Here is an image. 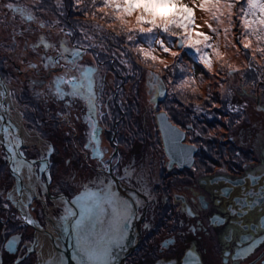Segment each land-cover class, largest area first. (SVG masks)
<instances>
[{
    "label": "flooded vegetation",
    "instance_id": "1",
    "mask_svg": "<svg viewBox=\"0 0 264 264\" xmlns=\"http://www.w3.org/2000/svg\"><path fill=\"white\" fill-rule=\"evenodd\" d=\"M36 27L40 35L50 37V41L40 45L42 51L38 48L39 44H30V37H25L27 31ZM22 36L25 37L23 48L29 54L22 56V61L30 65L25 71L31 73L26 78L29 89L35 96L44 98L49 114L57 112L62 121L64 110L73 112L76 120L72 125L75 131L73 141L79 148L81 146L80 154L85 160L81 164L89 165V169L83 172V177L73 173L71 185L64 186L69 193L58 189L53 191L54 177L50 173L53 152L45 155L46 159L49 157L48 163L42 159L44 156L30 157L23 151L26 158L35 160L32 166L40 179L37 186L31 188L26 177L19 173L18 178L11 172L10 162H4L0 154V174L5 169L4 164H7L13 179L11 184L7 179L0 181V205H8L7 209L0 206V264H18V259L25 255L29 247L34 251L20 264H47L48 253L37 236L39 228L47 231L45 235L51 244L50 254L58 250V237L63 247L70 237L72 264H77L73 225L79 217H72L70 212H79V205L74 201L85 190L101 197L103 211L93 237L105 245H113L114 264H189L190 261L193 264H264V134L245 126L239 128L233 120L238 117V107L227 104L219 109L205 105L196 110L195 106L188 105L184 106L183 118L178 115L171 118L166 110H158L153 122L155 130L148 129L151 120H138L137 123L145 128L146 136L132 141L129 151H126V138L132 137L126 136L120 127L125 112L122 110V118L114 121L113 129L107 126L110 118L107 77L95 66L80 62L81 55L77 58L80 70L73 68L71 74L80 76V71L91 69L96 84H102V89L97 88V95L100 96L97 104L99 111L105 115L100 116L98 112L95 119L101 129L99 147L103 154L96 157L91 150L84 148L89 131L87 99H77L69 106L48 95L52 80L56 75H62L64 70L45 68V53L48 57H56L62 48H67L65 56L71 61L73 49L66 45L60 32H53L52 29L43 31L35 23H27L25 29L12 30L13 44H17V39ZM44 44H51L52 47L45 49ZM15 54L21 57L20 52ZM64 62L61 60V63ZM19 74L24 75L22 69H19ZM38 82H42L43 86H38ZM62 87L68 90L67 85ZM257 109L264 112L261 104H257ZM162 111L167 113L171 124L183 132L182 143L190 145L189 149L194 151L192 162L189 153L184 154L187 160L180 162L174 159L180 155L166 152L158 119ZM218 115L230 119L223 122ZM219 124L226 126L228 134L214 132ZM105 138L114 146L111 153L109 145L104 143ZM77 153H73L74 156ZM41 168L49 170V189L45 170L41 171ZM55 181H58L57 178ZM48 202L53 207L48 208ZM38 203L41 206L38 207ZM125 204L134 213L131 218L123 216ZM22 205L28 207L22 208ZM25 215L37 223L25 225ZM61 217L69 221L70 231L64 229ZM106 236L109 239H105ZM13 237L22 238L15 246L18 251L7 248ZM250 244L253 246L252 253L239 257L237 253ZM64 249V264H68V248ZM58 264H63V260Z\"/></svg>",
    "mask_w": 264,
    "mask_h": 264
},
{
    "label": "rangeland",
    "instance_id": "2",
    "mask_svg": "<svg viewBox=\"0 0 264 264\" xmlns=\"http://www.w3.org/2000/svg\"><path fill=\"white\" fill-rule=\"evenodd\" d=\"M6 2H13V0H0V72L10 85L12 96L24 115V126L31 131L25 137L26 142L22 150L30 157H42L48 154L51 147L54 149L50 159V173L54 177L53 191L58 189L61 192H68L64 186L71 185L73 173L77 172L79 176L83 177V172L88 171L89 165L81 164V161L84 160V156L80 154L81 146L79 148L73 141L75 131L72 125L76 121L72 116L73 112L64 110L61 115L62 121L57 112L49 114L43 103L44 98L35 96L29 89L26 78L31 73H25V71L30 65H26L22 61L23 55L29 56L23 48L25 37H30V44L34 46L39 44L40 51L43 50L40 45L44 41H50V37L40 35L36 27L33 31H27L25 37H19L17 44H13L12 30L25 29L27 23H35L38 26L43 24L44 27H39L43 31L52 29L53 32H60L66 45L71 49L77 46L78 41H83L80 25L99 24L103 27V32L84 29L88 35L93 36L91 41L84 42L97 46L82 54L80 62L95 66L102 75L107 77L110 104L108 105L110 118L107 126L113 129L114 121L122 118V110L125 112L120 127L123 128L126 136L132 137L131 139L126 138V151H129L132 141L140 140L146 136L145 128L137 123L138 120H151L152 123L148 124V129L152 131L155 130L153 122L156 120L158 110H166L171 118H175L174 115L183 118L184 106L188 105L195 106L196 110L202 109L201 106L205 105L217 106L219 109L225 108L227 104L234 105L239 108L236 110L238 117L233 119L236 120L239 128L245 126L249 130H259L260 134H264V112L257 109L258 102L264 106V67H261L264 66V60H261L258 55L257 59L253 61V68L250 70L246 67L248 57L244 53L247 50L240 47V50L237 51L236 47L232 46L236 44L235 36L239 34L237 29L233 28L228 34L227 40L225 39L223 28L227 26V21L223 25H217L210 21L203 12L199 10L194 12L197 25H204L205 21H209L213 27L220 29L218 37L211 33L206 26L198 29L212 36L210 43L214 47L218 46L223 57L222 59L218 58L212 49H206L212 63L211 70H209L196 55H193L191 50L178 45L171 47L172 52L178 53L176 57L164 53L158 45H154L156 50L152 52V55L157 56L158 60L145 62L144 58L134 50V43H125L124 35H116V32L108 28V22L100 19L99 16L93 19L90 15L87 17L81 15L76 9L74 0H46L44 11H33L32 6L40 0H14L22 8L33 12L36 17L34 22H28L19 18L18 14L5 11L3 5ZM58 2L62 3L60 8H56ZM89 3L90 0H85V4ZM61 12L63 15H60ZM173 31L177 35L180 34L178 29H173ZM66 33H73V35ZM53 34L55 37L56 34ZM172 39L175 41L176 36H173ZM165 43L167 44V40ZM141 46L147 49V44ZM15 52H20L21 57H18ZM122 52L127 54L122 56ZM160 59L164 61V64L159 63ZM12 60H15L16 63ZM123 61L128 63L125 64ZM222 64L223 68H221ZM228 64H232L239 71H233L229 76ZM18 68L23 70L24 75L19 74ZM149 72L159 76L162 82L159 91L164 93L163 95H157V86L150 80ZM185 80L190 81L186 87L183 86ZM192 80L195 83H191ZM193 89L196 91L194 92ZM156 97L160 99V102L154 108ZM205 97L210 98L205 99ZM217 117L223 122L230 119L225 115ZM42 120L47 121L39 123ZM215 129L214 132L228 134L224 125L219 124ZM39 136L46 141L43 142ZM148 136L151 135L148 134ZM104 143L109 145L111 153L114 146L110 140L105 138ZM5 152V148L0 144V154L3 155L4 162ZM76 152L78 153L74 156L73 153ZM68 159H71L70 163H66ZM92 162L95 163L94 160ZM4 168L3 173L0 174V181L7 179L10 184L13 183L12 176L8 172V165L4 164ZM56 178L58 181H55ZM59 185H63V187ZM39 206H41L40 203H38ZM50 207H53V204L48 202V208ZM58 212L60 213V209Z\"/></svg>",
    "mask_w": 264,
    "mask_h": 264
},
{
    "label": "snow or ice",
    "instance_id": "3",
    "mask_svg": "<svg viewBox=\"0 0 264 264\" xmlns=\"http://www.w3.org/2000/svg\"><path fill=\"white\" fill-rule=\"evenodd\" d=\"M45 2L46 0H40V2L33 5V11H44ZM74 3L81 15L85 17L90 15L93 19L99 16L100 19L108 22V28L116 32V35H124L125 43H134V50L144 58L145 62L158 60L157 56L152 55V52L156 50L153 47L154 45H158L164 53H168L173 57L178 56V53L172 52L171 47L178 45L181 48L191 50L193 55H196L199 61L211 70V59L209 58V53L205 50L212 49L218 58L222 59L223 57L219 52L218 46L214 47L210 43L212 36L198 29L206 26L217 37L220 35V29L213 27V24L209 21H205L204 25H197L194 15L197 10L203 12L209 17L210 21L215 22L217 25H223L227 21V26L223 28L226 40L232 29H237L239 34L235 36L236 44L232 46L236 47L237 51L240 50V47L247 50L244 53L248 57L247 68L250 70L253 68V61L257 59L258 55L261 60H264V0H90L89 4H85V0H74ZM82 5L83 7H81ZM61 6L62 3L58 2L56 8ZM3 8L7 12L18 14L19 18H23L28 22H34L36 19L33 12L22 8L14 0L13 2L4 3ZM60 15H63V12ZM38 27H44V25L40 24ZM80 29L83 41H78L77 46L73 48L71 61H68L65 56V53L68 52L67 48H62L56 57H48L47 53H45V68L51 70L55 67L64 70L62 75H56L52 80L49 85L48 95L55 100L67 103L69 106L74 104L77 99H87L89 131L84 148L91 150L93 156L100 157L103 154L99 147L101 129L95 116L98 112L100 116L105 115V113L99 111L97 104L100 99V96L97 95V88L102 89V84L99 86L96 84L94 73L91 69L80 71V76L72 75L71 72L73 68L80 70L77 58L85 54L88 49L97 46L84 42L93 39V36L88 35L84 29L95 30V32H103L104 29L99 24H82ZM173 29L180 30V34L177 35ZM66 34L73 35V33ZM173 36H176L175 41L172 39ZM165 40H167V44ZM142 44H147V49L142 47ZM229 44H231V41H229ZM51 47V44H44L45 49ZM126 54L124 52L121 53L122 56ZM61 60H64L65 63H61ZM123 63L127 64L128 62L123 61ZM159 63L164 64V61L160 59ZM225 63L227 62L225 61ZM149 66L151 67L152 65ZM223 67L224 65L222 64L221 68ZM227 67L229 76L233 71H239L232 64H228ZM148 76L153 84L157 86V95H163L164 93L159 91L162 87L159 76L151 72L148 73ZM191 83H195V81L192 80ZM189 84V80L183 82L185 87ZM63 85H67L68 90H65L62 87ZM38 86H43L42 82H38ZM193 91L195 92L196 89H193ZM0 95H3V93H0ZM65 98L68 99L65 100ZM209 98L205 97V99ZM0 107H2V104H0ZM160 119L166 122L167 117L162 114ZM2 122L3 116H0V123ZM167 127L171 132L175 133L177 139L182 137L183 134L179 129L171 125H167ZM0 133H3V136L0 137V143L8 146V152L4 159L6 162L15 164L16 166L11 168V172L19 174L21 165L17 163V157H23L24 154L16 151V149L20 147L23 141L14 143L15 138L11 137V130L7 126L0 127ZM49 150L54 151V149ZM42 159L46 160V156L42 157ZM66 163H70V161ZM43 170L45 169L41 168V171ZM20 191L22 192L23 189L21 188ZM74 203L79 205L78 213L76 211L70 212L72 217L77 215L79 217L73 225V231L76 234L77 264H114L115 252L113 245L111 243L105 245L98 238L94 239L93 237L97 223H100L99 215L103 211L101 197L96 193H89L85 190L75 198ZM0 206L5 209L8 208L7 204ZM27 207L28 205H22V208ZM132 215L134 213L125 204L123 216L131 218ZM64 218L66 217H61V219ZM24 220L25 225L37 223L28 215L24 216ZM5 231L7 232V229ZM21 239V237H13L9 240L7 244L8 250L18 251L19 249L15 246L20 243ZM105 239H109V236H106ZM33 251V248H27L25 255L18 259V264ZM252 251L253 246L250 244L248 247L242 248L237 255L243 258L252 253ZM189 264H193V262L190 261Z\"/></svg>",
    "mask_w": 264,
    "mask_h": 264
},
{
    "label": "bare ground",
    "instance_id": "4",
    "mask_svg": "<svg viewBox=\"0 0 264 264\" xmlns=\"http://www.w3.org/2000/svg\"><path fill=\"white\" fill-rule=\"evenodd\" d=\"M0 93H3V88L0 84ZM4 102L3 103V112H4V116H3V122L0 123V127H9L10 130H11V137H14L15 140H14V143L15 142H18V141H21V136L22 134L24 133V136L26 137L29 133L26 132V130L24 128H22L23 126H21V115L19 113V108H18V105L16 103L15 100H11V98L7 95H5L3 93V95H0V102ZM1 108V107H0ZM1 110V109H0ZM6 112V113H5ZM3 136V133H0V137ZM26 141H24V144H25ZM1 145H3L4 148H7L8 149V146L3 144V143H0ZM23 149V147H22ZM23 159L21 158H17V163L21 165V168H20V173L26 177V181H27V184L31 186V188L37 186V183L40 181L38 175L36 174V172L34 171V168L32 166L31 163H25L24 160L21 161ZM30 166V168H29ZM25 196H28L27 193H25ZM110 204L111 206H113V203H111L110 201ZM64 229H67L68 231H70V229L68 228L69 227V221L64 218ZM102 222V221H101ZM72 229V227H71ZM47 233L46 230L44 229H38L37 231V236L39 238H41V241H42V245H43V248H44V251H46L47 255H46V258H47V264H58L59 262L61 263V261L63 260V264L65 263V259L63 257V253L65 252V249L64 247L67 248L66 244H64V247L62 246L63 243L61 244L59 237H58V250L57 252L54 254V253H51L50 254V242H49V237L46 236L45 234ZM70 238V237H68ZM95 239V238H94ZM71 246V244H69ZM54 254V255H53ZM54 257V258H53ZM43 264H46V263H43Z\"/></svg>",
    "mask_w": 264,
    "mask_h": 264
},
{
    "label": "water",
    "instance_id": "5",
    "mask_svg": "<svg viewBox=\"0 0 264 264\" xmlns=\"http://www.w3.org/2000/svg\"><path fill=\"white\" fill-rule=\"evenodd\" d=\"M0 84H1V86L3 88V93L5 95L9 96L11 98V100H15L13 98V96H12L10 85L7 83V81L5 80V78L3 77L1 72H0ZM155 101H156V104H158L159 98L156 97ZM3 103H4L3 101L0 102V104H2V107L0 108L1 109L0 110V116H4L5 115L4 112H3V109H4ZM258 104H260V103L258 102ZM19 113L21 115V126H23L22 128H24L27 133H30L31 131L27 130L26 127L24 126V122H23L24 121V115H23V113L20 110H19ZM162 114L166 115V117H167L166 122L162 121L160 119ZM158 119L160 121V123H159L160 127H161V129L163 131L164 146H165L166 152H168V154H174V155L178 154V155H180V156H175V158H174L175 160H178L180 162L181 161L185 162L187 160V157H185L184 154L189 153L190 154V162H192L193 161V152L194 151L189 149L191 147L190 145L182 143V140L184 139L183 132L179 130L183 135H182L181 138L177 139L176 136H175V133L171 132L168 129L167 125H171V126H173V125L169 121V118H168V115H167L166 112H163V111L160 112L158 114ZM173 127L178 129V127H176V126H173ZM39 138L41 140H43L40 136H39ZM21 141H23V143L20 144V147L18 149H16V151L23 152L22 147H24V141H25L24 133L21 136ZM51 149H53V147H51ZM5 150L8 152L7 148H5ZM51 152H53V151H50V153ZM23 154H24V152H23ZM21 158L25 159L28 163H31L32 165L35 163V160L28 159V158H26L25 155H23V157H21ZM46 161L49 163V157L46 159ZM10 166H11V168L13 167L11 163H10ZM14 174L17 175V176L19 175V174H16V173H14ZM45 174L47 176V186H48V189H49L51 178H50V174H49L48 168L45 170ZM19 177L20 176H18V178ZM68 241H69V238H67V243H66V246L68 248V251L66 252V255H67V258H68V264H72L73 260H72L71 251H70L71 246L69 245L70 243H68Z\"/></svg>",
    "mask_w": 264,
    "mask_h": 264
}]
</instances>
